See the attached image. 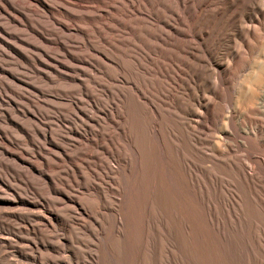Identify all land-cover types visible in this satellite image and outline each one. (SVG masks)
Returning <instances> with one entry per match:
<instances>
[{
	"label": "bare ground",
	"instance_id": "1",
	"mask_svg": "<svg viewBox=\"0 0 264 264\" xmlns=\"http://www.w3.org/2000/svg\"><path fill=\"white\" fill-rule=\"evenodd\" d=\"M0 2L19 16L9 0ZM97 3L101 25L95 27L91 15L87 24L109 48L101 53L99 65L104 95L95 98L91 88L71 77L57 82V88L93 98L104 111L102 125L95 135L89 126L85 128L88 138H94L87 145L72 129L68 137L79 138V143L71 150L60 143L59 131L37 133L47 153L55 156L39 158V165L0 150L29 179L38 177L42 191L60 207L58 212L36 211V204L28 205L15 195L14 205L25 204L36 225L60 234L55 233L54 243L41 233L33 244L24 240L22 248L31 251L35 246V254L13 255L18 258L5 262L39 264L46 259L51 264H79L84 258L82 244L91 239V264H133L146 255L153 264H161L162 243L173 250L167 264L168 259L177 261L175 247L182 243L200 264L251 260L264 264V54L261 60L249 59L255 50L264 52V0ZM71 6L87 12L77 0ZM84 34L92 36L89 30ZM40 48L36 55L43 59V70L51 61L53 70L70 72L69 66L46 59L47 52ZM249 63L255 71L236 82ZM54 105L60 117L82 111L64 98ZM189 124L206 131L209 141L194 137L195 126ZM17 129L36 131L29 119ZM201 144L210 145L212 156H200ZM98 151L103 154L99 162L115 164L103 177L113 189L93 184L98 177L87 172V166L94 164L89 159H95ZM71 186L84 190L74 199L64 197L63 188ZM2 188L14 193L10 185ZM110 194L118 197L115 203ZM10 233L0 231V238Z\"/></svg>",
	"mask_w": 264,
	"mask_h": 264
},
{
	"label": "rangeland",
	"instance_id": "2",
	"mask_svg": "<svg viewBox=\"0 0 264 264\" xmlns=\"http://www.w3.org/2000/svg\"><path fill=\"white\" fill-rule=\"evenodd\" d=\"M9 1L19 16L15 15L12 10H5L2 2H0V26L5 27H3L5 32H0V150L3 149L13 157H20L30 163L39 165V158L43 160H54L55 156L47 153V147L42 145L43 141L37 133L44 135L48 134L47 131L49 130L59 131V135L62 137L60 143L62 144L64 142L63 144L67 146L65 149L71 150L79 143V138L68 137L69 132L75 129L81 135L80 142L82 144H92L90 142L94 138H88L89 131L85 130V128L89 126L93 135L97 134L104 119V111L98 106H95L93 98L84 96L81 91L64 93L59 90L57 88V82L65 81L69 77L74 78L78 85H86L91 88L95 98H102L104 91L101 88V80L103 81L104 78L99 74L100 56L103 51L109 52V48L98 41L94 27L87 24L88 17L91 15L92 18L90 20H96L94 23L95 27H100L101 20H98L99 12L95 9V5H100L97 3L99 0H77L87 8L85 9L87 12L84 13V10L77 8L73 10L71 5L76 0ZM100 1H112L114 2V6H117L120 0ZM73 11L76 13L74 15L76 20L72 19ZM13 16L18 18L10 19ZM67 25L72 27L70 31L63 29ZM88 30L92 33V36H87L86 38L84 33H87ZM68 35H72L74 39L70 40ZM58 45H61L60 50ZM40 47L44 48L47 52L46 59L69 66L70 72L53 70L51 66L53 63L51 61H46L48 70H43L41 67L43 59H37L36 55L40 51ZM231 51L233 52L235 50L232 49ZM263 54L264 52L261 55L258 50H255L249 59L250 61L261 60ZM253 71H255L254 65L249 63L247 68L239 75L236 82L242 81L249 72ZM117 83L120 84L121 81L117 79ZM60 98L70 101L72 108L81 109L82 111L80 110V113L72 112L71 116L60 117V111L54 105V102ZM27 105H29L28 113L25 112ZM107 109L108 107L105 108L106 111ZM5 114H9L10 119ZM24 119H29L36 131L30 130L29 132V130L23 131L17 129L18 127L23 128L25 124ZM8 120L13 125H9ZM194 120L198 121V119ZM189 126L194 128L195 124H189ZM29 129H31V126ZM194 131V137L201 140V142L206 143L209 141L206 131L196 129V126ZM39 148L42 152L38 150ZM209 148V144H201L198 147L200 156H212ZM101 153V151H98V156L95 159H89L90 163L94 164H87V172L90 176L98 177V180L93 181V184L104 189H113V185L106 182L103 177L105 175L108 176V173L115 169V164L111 161L103 164L101 161L99 162L103 157ZM0 156V231L11 232V235L7 236L8 239L7 237L0 238V258L3 264H9L5 261L9 262L11 258L14 261L18 258L15 259L13 255L35 254V246L31 250L33 253L22 248V242L24 240L28 239L33 244V242H37L40 238L41 233L42 235L50 237V239H47L49 243H54L56 241L54 236L60 234L59 231L52 233L50 232V228L36 225L34 218L27 212L25 204L14 205L12 201H16L15 195L18 200H22L28 205L36 204L38 207L35 209L36 211L49 209L58 212L60 207L54 204L52 195L42 191V185L38 177H34L32 180L29 179L26 171H23L22 168H16L15 162L10 157L2 155L1 153ZM83 163H86L85 160ZM205 165L207 163L202 164V166ZM245 171L246 173H251L248 168ZM60 177L61 179L65 178L62 174ZM1 184L4 186L10 185L14 195L10 192H3ZM63 189L65 191L64 197L71 199H74L84 190L73 186ZM109 198L112 203L118 200V197L112 194L109 195ZM70 217L71 220L74 219L75 214L72 213ZM75 219L79 220V217L76 216ZM31 220L33 221L30 222ZM72 222L74 223L73 220ZM77 225L79 226L81 224L78 223ZM80 232L81 234L83 233V231ZM86 242L81 247L84 252V258L79 264H91L93 261V241L87 239ZM149 244L150 242H147L145 245V249L148 251ZM162 247L161 264H167L168 253L171 249L167 243H162ZM175 248L179 253L178 259L177 261L173 258L172 260L170 259L171 261L168 259V264L170 262V264L175 262L177 264L201 263L199 259L195 258L196 254L194 255L185 243L179 244ZM171 251L173 253V250ZM52 252L51 255L56 257V250L53 249ZM149 259H151V256L146 255L143 257V260H135L133 264H153L152 260ZM196 259L198 262H196ZM227 259L230 258L227 257ZM51 263L52 261L46 259L39 262V264ZM244 264H255V262L251 260Z\"/></svg>",
	"mask_w": 264,
	"mask_h": 264
}]
</instances>
